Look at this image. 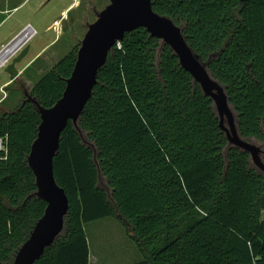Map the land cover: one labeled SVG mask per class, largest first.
I'll use <instances>...</instances> for the list:
<instances>
[{
	"label": "trees",
	"instance_id": "1",
	"mask_svg": "<svg viewBox=\"0 0 264 264\" xmlns=\"http://www.w3.org/2000/svg\"><path fill=\"white\" fill-rule=\"evenodd\" d=\"M151 6L180 28L264 163V0ZM78 47L27 92L40 107L61 97ZM25 98L0 110V264L12 263L46 207L32 196L27 157L40 118ZM53 174L68 211L34 264H89L84 227L109 218L134 242V264H264V173L228 144L213 101L173 51L142 28L109 51L77 126L61 133Z\"/></svg>",
	"mask_w": 264,
	"mask_h": 264
},
{
	"label": "water",
	"instance_id": "2",
	"mask_svg": "<svg viewBox=\"0 0 264 264\" xmlns=\"http://www.w3.org/2000/svg\"><path fill=\"white\" fill-rule=\"evenodd\" d=\"M139 28L173 51L180 66L200 85L204 95L213 101L219 128L225 134L228 144L247 153L252 164L264 173L261 149L238 136L223 89L193 56L180 28L169 18L155 13L151 0H109V4L97 14L96 20L88 25L78 47L72 72L65 81V89L54 105L42 108L27 92H23L25 100L35 105L40 118L27 164L35 180L36 192L32 196L44 201L46 207L11 264H34L61 234L68 200L56 184L53 174V159L59 149L61 133L68 122L77 126L96 85L98 70L105 64L109 51L122 41L126 33Z\"/></svg>",
	"mask_w": 264,
	"mask_h": 264
},
{
	"label": "rangeland",
	"instance_id": "3",
	"mask_svg": "<svg viewBox=\"0 0 264 264\" xmlns=\"http://www.w3.org/2000/svg\"><path fill=\"white\" fill-rule=\"evenodd\" d=\"M0 4L4 11L0 15V44L8 42L26 25L36 31L25 47L0 68L1 87L11 79L12 68L19 69L24 61L42 48H45L44 54L28 73L36 72V67L42 75L48 72L73 47L80 45L88 25L96 20L97 14L109 4V0H3ZM10 83L0 91V99L3 98L0 110L15 108L23 92L31 89L21 86L20 82ZM84 228L91 264L139 262L140 255L134 242L125 226L116 218L89 223Z\"/></svg>",
	"mask_w": 264,
	"mask_h": 264
},
{
	"label": "crops",
	"instance_id": "4",
	"mask_svg": "<svg viewBox=\"0 0 264 264\" xmlns=\"http://www.w3.org/2000/svg\"><path fill=\"white\" fill-rule=\"evenodd\" d=\"M3 1V0H2ZM0 1V2H2ZM7 1V0H5ZM0 7H2V5L0 4ZM2 9L0 8V15L2 14ZM57 22H54V24H56ZM3 44H0V47ZM44 49L42 48L38 53L34 54L33 56H31L30 58H28L27 61H24V63L21 65V67L19 69H15L12 68L11 69V79L9 81H7L5 84H3L0 89L4 86H6L8 83H10L11 81L13 82H20L21 86L24 87H32L33 84L39 79V77L42 75L40 74V69L36 67V72H30L28 73L32 67L37 66V61L41 58V56L44 54ZM12 82V83H13ZM10 83V84H12ZM3 98L0 99V105L3 101H1ZM21 100V99H20ZM13 108H5V109H1V110H11ZM85 231V235H86V230L84 228ZM87 239V236H86ZM87 243H88V239H87ZM88 248H89V243H88ZM91 259V254H90V248H89V264H91L90 262Z\"/></svg>",
	"mask_w": 264,
	"mask_h": 264
},
{
	"label": "built area",
	"instance_id": "5",
	"mask_svg": "<svg viewBox=\"0 0 264 264\" xmlns=\"http://www.w3.org/2000/svg\"><path fill=\"white\" fill-rule=\"evenodd\" d=\"M35 35L36 31L30 25H26L19 33L3 44L0 47V68L4 67L13 57H15ZM3 87L0 91L3 90ZM3 150V140L0 138V152ZM262 214L264 216V210Z\"/></svg>",
	"mask_w": 264,
	"mask_h": 264
}]
</instances>
